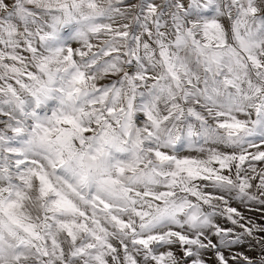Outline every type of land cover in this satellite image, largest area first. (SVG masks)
Wrapping results in <instances>:
<instances>
[{"label":"snow or ice","instance_id":"1","mask_svg":"<svg viewBox=\"0 0 264 264\" xmlns=\"http://www.w3.org/2000/svg\"><path fill=\"white\" fill-rule=\"evenodd\" d=\"M0 264H264V0H0Z\"/></svg>","mask_w":264,"mask_h":264},{"label":"rangeland","instance_id":"2","mask_svg":"<svg viewBox=\"0 0 264 264\" xmlns=\"http://www.w3.org/2000/svg\"><path fill=\"white\" fill-rule=\"evenodd\" d=\"M232 206L233 207H237L240 211L244 212L245 215H249V216H253L255 219H257V221H259V218H260V213H250L248 212L238 201H233L232 202ZM220 222L222 224H225L226 222L223 220V218L220 219ZM230 226V225H228ZM242 251H245V254L247 255H251L246 248L244 249H241ZM254 253V255H251V256H255L256 255V252L252 251Z\"/></svg>","mask_w":264,"mask_h":264},{"label":"bare ground","instance_id":"3","mask_svg":"<svg viewBox=\"0 0 264 264\" xmlns=\"http://www.w3.org/2000/svg\"><path fill=\"white\" fill-rule=\"evenodd\" d=\"M249 253H250L251 255H254V253H253V252H249ZM226 254H227V253H226ZM251 255H250V256H251Z\"/></svg>","mask_w":264,"mask_h":264}]
</instances>
